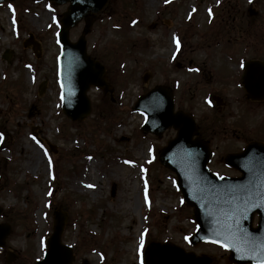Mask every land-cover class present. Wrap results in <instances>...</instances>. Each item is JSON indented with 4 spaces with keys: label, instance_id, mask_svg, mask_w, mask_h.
<instances>
[{
    "label": "rangeland",
    "instance_id": "rangeland-1",
    "mask_svg": "<svg viewBox=\"0 0 264 264\" xmlns=\"http://www.w3.org/2000/svg\"><path fill=\"white\" fill-rule=\"evenodd\" d=\"M67 7L51 0L0 4V224L11 225L0 264L43 258L59 207L68 213L62 241L72 246L71 264H143L152 240L232 264L222 246L191 244L193 210L175 173L158 160L176 131L143 132L146 116L134 105L155 85L171 86L176 107L205 128L214 151L210 169L238 175L225 155L251 137L264 142V101L247 99L241 81L245 61L264 60V0H109L87 44L114 92L92 85L90 114L68 122L57 39ZM83 27L71 29L73 41ZM31 33L39 48L24 45ZM85 170L95 174L94 188L83 182Z\"/></svg>",
    "mask_w": 264,
    "mask_h": 264
},
{
    "label": "water",
    "instance_id": "water-1",
    "mask_svg": "<svg viewBox=\"0 0 264 264\" xmlns=\"http://www.w3.org/2000/svg\"><path fill=\"white\" fill-rule=\"evenodd\" d=\"M3 1L6 0H0V3ZM54 2L70 3L63 13L58 35L61 45L59 72L62 108L70 119L84 120L91 112L87 96L89 87L100 85L105 91L109 87L106 67L88 53L86 39L95 21L94 14L100 12L108 0ZM83 19V32L73 42L70 39L71 28ZM29 43L30 40L25 45ZM10 55L7 50L4 57L9 60ZM243 84L248 98L264 100V61L251 60L246 63ZM135 109L148 117L142 126L144 132L162 137L168 128L173 127L177 131V135L160 149L159 160L163 166L176 172L178 188L186 204L194 207L193 218L198 223V229L191 237L192 243L208 240L227 245L232 262L260 264L264 260V201L261 199L264 197V143L252 141L243 151L228 154L226 163L242 175L219 177L208 167L213 155L209 142L199 135L192 115L184 110L175 111L173 91L170 88L157 85L140 96ZM256 213L260 220L255 227L253 223ZM67 218V213L55 212L47 253L36 264L72 263V248L64 244L61 238ZM10 233L9 224L0 225V246L5 244V238ZM144 264H212V258L186 252L170 242H151L145 251Z\"/></svg>",
    "mask_w": 264,
    "mask_h": 264
},
{
    "label": "bare ground",
    "instance_id": "bare-ground-1",
    "mask_svg": "<svg viewBox=\"0 0 264 264\" xmlns=\"http://www.w3.org/2000/svg\"><path fill=\"white\" fill-rule=\"evenodd\" d=\"M41 20H40V18L39 19H37V23L38 22H40ZM92 166L93 167H95L96 166V164L95 163H93L92 164ZM81 177H82V179L84 180L83 182L84 183H89V185H91L92 187L91 188H94L95 186H96V183H94V182H92V180H95L96 179V176H95V174L93 173V171L92 170H85L83 173H82V175H81Z\"/></svg>",
    "mask_w": 264,
    "mask_h": 264
},
{
    "label": "snow or ice",
    "instance_id": "snow-or-ice-1",
    "mask_svg": "<svg viewBox=\"0 0 264 264\" xmlns=\"http://www.w3.org/2000/svg\"><path fill=\"white\" fill-rule=\"evenodd\" d=\"M11 7V6H10ZM179 41H177V47L179 48ZM209 103H211V101H209ZM3 139V136H2V134H0V140H2ZM91 158V157H90ZM89 187H92L91 185H89ZM261 199H262V201H264V197H261ZM186 239H187V237H186ZM140 244H141V247H143V245H144V240L143 239H141V241H140ZM222 247H225V248H227L228 246L227 245H221ZM260 264H264V260H261V262H260Z\"/></svg>",
    "mask_w": 264,
    "mask_h": 264
},
{
    "label": "flooded vegetation",
    "instance_id": "flooded-vegetation-1",
    "mask_svg": "<svg viewBox=\"0 0 264 264\" xmlns=\"http://www.w3.org/2000/svg\"><path fill=\"white\" fill-rule=\"evenodd\" d=\"M200 130L202 131V133L207 134L206 131H205L204 126H202L201 124H200Z\"/></svg>",
    "mask_w": 264,
    "mask_h": 264
},
{
    "label": "trees",
    "instance_id": "trees-1",
    "mask_svg": "<svg viewBox=\"0 0 264 264\" xmlns=\"http://www.w3.org/2000/svg\"><path fill=\"white\" fill-rule=\"evenodd\" d=\"M66 121L68 122V119H66Z\"/></svg>",
    "mask_w": 264,
    "mask_h": 264
}]
</instances>
